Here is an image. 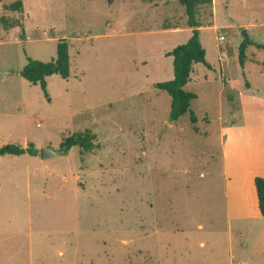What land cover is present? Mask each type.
I'll return each instance as SVG.
<instances>
[{"label":"rangeland","instance_id":"374dc122","mask_svg":"<svg viewBox=\"0 0 264 264\" xmlns=\"http://www.w3.org/2000/svg\"><path fill=\"white\" fill-rule=\"evenodd\" d=\"M14 1L0 0V18L25 32L0 21V71L48 61L64 39L70 73L47 76L45 91L16 74L0 80V146L38 151L0 156V264H264V218L228 217L222 165V127L242 122L241 94L264 104V51L247 44L238 58L242 42L264 44V0L196 11L209 67L194 63L184 87L197 95L195 122L189 112L171 121V97L154 85L173 77L166 52L192 32L177 0L6 9ZM86 129L93 151L40 158Z\"/></svg>","mask_w":264,"mask_h":264},{"label":"trees","instance_id":"16d2710c","mask_svg":"<svg viewBox=\"0 0 264 264\" xmlns=\"http://www.w3.org/2000/svg\"><path fill=\"white\" fill-rule=\"evenodd\" d=\"M183 5L187 24L192 27V32L188 40L184 43L174 46L166 52V55L172 57L173 77L169 80L156 82L155 88L165 91L170 97V113L171 121H176L182 115L189 112L192 122L196 121V116L190 109L191 101L197 98V95L186 90L184 87L191 79L192 65L194 63H202L209 67L205 59V50L199 41L198 24L195 18L196 11L201 6H210L212 0H177ZM8 10L22 9L21 0H16L6 6ZM6 30L19 27L22 31L19 38L22 39L25 29L24 24L20 21H13L8 23L4 17L0 18ZM242 42L239 45L238 58L241 64L245 58L246 45H253L256 48L264 51V44L254 41ZM17 73L31 84H38L40 88L45 91V78L47 76L56 74L62 78H67L70 73V60L68 52V43L64 39H60L56 45V55L48 61H42L34 58H27L26 64L20 68ZM96 135L93 131L86 129L84 131H77L69 136H66L60 142V148L67 150L73 146H77L80 154H86L93 151L97 144L95 143ZM38 151L35 149L33 143L22 147L19 144L7 143L0 146V156L2 155H37ZM254 186L257 195L258 208L261 215L264 216V178L256 176L254 178Z\"/></svg>","mask_w":264,"mask_h":264},{"label":"crops","instance_id":"0c3cea01","mask_svg":"<svg viewBox=\"0 0 264 264\" xmlns=\"http://www.w3.org/2000/svg\"><path fill=\"white\" fill-rule=\"evenodd\" d=\"M210 6H214L213 0ZM172 30H175L174 27L168 29ZM12 74L19 75L17 72ZM250 94H256L255 90ZM240 98L245 114L242 122L222 127L225 134L222 165L226 178V211L231 219H262L264 216L258 208L254 178H264V104L260 105L258 97L253 95L243 93ZM250 114L252 118L248 116Z\"/></svg>","mask_w":264,"mask_h":264},{"label":"water","instance_id":"95a60500","mask_svg":"<svg viewBox=\"0 0 264 264\" xmlns=\"http://www.w3.org/2000/svg\"><path fill=\"white\" fill-rule=\"evenodd\" d=\"M246 33L244 31V37H246ZM14 73L13 71H0V80L4 79L6 76L10 75ZM67 151L66 148H41L39 150V156L42 159H46L52 156H56V155H62Z\"/></svg>","mask_w":264,"mask_h":264},{"label":"built area","instance_id":"2783aa9c","mask_svg":"<svg viewBox=\"0 0 264 264\" xmlns=\"http://www.w3.org/2000/svg\"><path fill=\"white\" fill-rule=\"evenodd\" d=\"M223 39H224V37L221 35V36H220V40H223Z\"/></svg>","mask_w":264,"mask_h":264}]
</instances>
